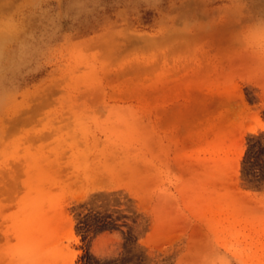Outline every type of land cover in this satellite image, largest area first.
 I'll return each mask as SVG.
<instances>
[{
    "label": "rangeland",
    "instance_id": "374dc122",
    "mask_svg": "<svg viewBox=\"0 0 264 264\" xmlns=\"http://www.w3.org/2000/svg\"><path fill=\"white\" fill-rule=\"evenodd\" d=\"M0 264H264V0H0Z\"/></svg>",
    "mask_w": 264,
    "mask_h": 264
}]
</instances>
